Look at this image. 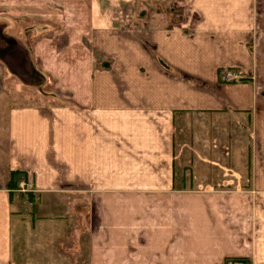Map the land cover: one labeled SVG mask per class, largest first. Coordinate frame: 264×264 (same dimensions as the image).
<instances>
[{
	"label": "crops",
	"instance_id": "crops-1",
	"mask_svg": "<svg viewBox=\"0 0 264 264\" xmlns=\"http://www.w3.org/2000/svg\"><path fill=\"white\" fill-rule=\"evenodd\" d=\"M163 1L170 9L46 0L38 22L25 18L38 9L0 0L1 19L29 25L6 26L22 57L0 51V264H264V39L255 15H182L178 0ZM229 71L245 78L223 82ZM186 116L209 123L191 135L200 143L183 169ZM224 117L243 127L234 134L249 142L246 165L231 164L243 153L230 147V129L214 135ZM24 203L45 229L26 232L22 245Z\"/></svg>",
	"mask_w": 264,
	"mask_h": 264
},
{
	"label": "rangeland",
	"instance_id": "rangeland-1",
	"mask_svg": "<svg viewBox=\"0 0 264 264\" xmlns=\"http://www.w3.org/2000/svg\"><path fill=\"white\" fill-rule=\"evenodd\" d=\"M18 1V4H19V7L22 8V9H38L37 10V14H32L31 16H28V14L25 16V18L27 19L28 17H31V18H35L38 22H41L42 20H45V17H46V0H17ZM198 1H201V0H198ZM239 0H209V3H208V6H199L198 5V2L196 0H178V3L176 1V3L172 6L173 9H182V15H184V13L186 14V12L184 11V9H251L252 10V14L255 15V20H256V27L259 29L261 35L263 36V39H264V0H243L244 3L242 4H239L238 3ZM143 4H144V7L143 5L141 4L139 6L138 9H170V5L166 4L163 0H143ZM17 5V4H16ZM199 7V8H197ZM87 12V10L85 11ZM89 14L87 13L86 14V17H88ZM3 16H0V51H2V53L5 52V57L7 58H11L12 60H16V57H22V53H24V48L20 46V48H16V54L14 53V48L12 49V47H10V42H9V33L7 32V28L6 26H13L14 23H16V28L19 32H23L22 30H25V31H28V27L29 25H27V22H19V21H15V20H12V19H9V20H3L1 19ZM33 20V19H31ZM78 19H75V22H77ZM14 22V23H12ZM183 24H185L186 22L185 21H182ZM189 26V25H188ZM187 26V27H188ZM29 32V31H28ZM8 34V35H7ZM31 38V37H30ZM29 37H27L25 39L24 42H28L29 43ZM263 48H264V40H263ZM11 50V51H9ZM8 52V53H7ZM25 66V69L26 70H29L28 66L27 65H24ZM30 72H28L29 74ZM35 74V73H34ZM223 75V73H222ZM221 75V76H222ZM37 77H31L32 78V82L34 83V85H37L38 88L40 89V91L42 92H46L47 89L45 88L44 84L42 83V79L40 78V76L36 75ZM222 80V79H221ZM243 80V79H241ZM223 81V80H222ZM238 80H234V81H230V82H236ZM225 82V81H223ZM228 82V81H226ZM229 83V82H228ZM48 92V91H47ZM200 119V118H199ZM228 119L226 117H224L223 121L222 120H219V121H216L215 123H217L218 125H215L214 128V135L219 137H221V132H219L221 129H224L225 128H228L230 129V132H231V142H230V147L232 148L234 145V148L236 146H238L237 150H239L240 153H243L242 154H239V158H234V159H231V164L232 162L236 164V162L238 163L237 165H246V154H247V148H248V145H249V142L248 141H244V142H238L237 140L240 139V138H244L243 137V133H240V134H234V132L238 131L240 128H243V127H240L238 126V121L237 119H235L234 121H232V119L230 118V121L228 123ZM182 125H181V130L179 131L178 133V140L180 141V144H181V150L182 153H183V157L180 159V162L182 164V168L183 169H188L189 166H190V162L192 161V159L190 158L189 153H190V144L191 142L194 143V146H198V144L200 143V141L198 143L195 142L196 139L195 136L191 137V135L193 134V132H195L196 130H199L198 134H201L203 131V135L204 133L206 132V125L207 123L209 122H205L203 120L201 121H198V119H196L195 117H189V116H186V117H182V121H181ZM229 124L228 127L225 126H221V124ZM201 125V126H199ZM209 126H207L208 128ZM201 128V129H200ZM210 128V127H209ZM246 128V127H244ZM211 129V128H210ZM201 130V131H200ZM236 130V131H235ZM244 130V129H243ZM192 131V132H191ZM202 143L200 145L203 146V149H204V145H205V139L203 141H201ZM221 143V140L219 141ZM225 143V142H224ZM230 148V149H231ZM224 149V148H223ZM233 149V148H232ZM221 160V158H219ZM225 162V161H224ZM239 162H242V163H239ZM187 173H184L183 175L186 176ZM215 177L217 175H214ZM246 174H245V178H246ZM22 212H23V219H22V225H21V244L24 245L25 244V233L26 232H30V230H44L43 227L41 226H33V223L30 219V213H31V210H30V206L27 204V203H24L22 205V208H21ZM43 226V224H40ZM84 226L87 229V227L89 226V223H84ZM77 229V223L75 222H72L71 224V231H74ZM71 240L69 242V246H74L75 243H74V240L70 239ZM56 241V239H55ZM86 242L88 245L89 243V240L86 239ZM56 245V243H55ZM109 256V255H108Z\"/></svg>",
	"mask_w": 264,
	"mask_h": 264
},
{
	"label": "built area",
	"instance_id": "built-area-1",
	"mask_svg": "<svg viewBox=\"0 0 264 264\" xmlns=\"http://www.w3.org/2000/svg\"><path fill=\"white\" fill-rule=\"evenodd\" d=\"M244 78H245L244 76L237 74L233 71L226 72L221 76V79L225 82L226 81L230 82V81H234V80H241ZM229 264H247V263L244 261H233V262H230Z\"/></svg>",
	"mask_w": 264,
	"mask_h": 264
}]
</instances>
